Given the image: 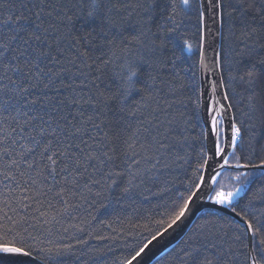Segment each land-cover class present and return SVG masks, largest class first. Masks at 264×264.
<instances>
[{
  "label": "snow or ice",
  "instance_id": "6c2138e0",
  "mask_svg": "<svg viewBox=\"0 0 264 264\" xmlns=\"http://www.w3.org/2000/svg\"><path fill=\"white\" fill-rule=\"evenodd\" d=\"M256 3L0 0V264H106L115 242L123 255L113 264H144L149 246L199 209L168 264H264V144L252 131L264 123V0ZM125 12L140 16L145 55L124 65L112 97L103 73L128 50L106 31ZM170 43L187 53L183 110L162 114L147 96L129 110L134 92L175 89L160 75L178 67L180 57L165 56ZM145 62L157 75L138 88ZM238 83L248 92L241 116Z\"/></svg>",
  "mask_w": 264,
  "mask_h": 264
},
{
  "label": "trees",
  "instance_id": "16d2710c",
  "mask_svg": "<svg viewBox=\"0 0 264 264\" xmlns=\"http://www.w3.org/2000/svg\"><path fill=\"white\" fill-rule=\"evenodd\" d=\"M251 2V0H249ZM256 8H259V0H257ZM114 19L117 21V27L106 31V35L112 39L115 40L116 43L119 45V47L127 49L128 54L122 55L119 58H116L113 60L112 64L107 68L105 73H103V80L101 81L102 87L105 89L106 93L109 96L112 97H118V93L120 91L118 85L120 81V77L123 74L124 71V65L131 62H136L139 60L140 56L145 55L144 50L138 48L136 46V39L140 32V26L138 24V21L140 20V16L132 13L129 14L128 12H125L123 14H116L113 13ZM256 26L258 28L264 27V21H261L260 19L256 20ZM78 27L83 29L84 31H91L92 28L95 27L94 24H88L85 22H78ZM225 35H227V28H225ZM261 35H264V31L261 32ZM107 43V41H105ZM169 51L165 54L167 57H172L173 53L175 56L180 57V60L177 61L178 67L175 72L171 70V66H169V69L165 72L160 73V75L163 76L164 81H174L175 82V89H169L168 85L165 83L163 85L157 86L155 89L151 91H145L142 95H139L138 92H134L132 96L129 98L128 103V109L131 110L133 105L140 104L143 101V97L147 96L150 97V102L153 107L159 106V109L163 112H167L170 114H178L181 112L182 106L179 103V99L181 98V93L177 90L180 87L181 82L187 83L190 77H188L184 69L187 67L186 63H183L184 58L187 56L186 52L181 51V48L179 46V43L175 44V47L173 44H169L168 46ZM258 56H264V49H257ZM96 55H100V53H96ZM150 75H157V72L154 71L147 62L140 64L139 67V84L137 85L138 88H143L144 84L148 82ZM258 92L261 94H264V78L261 79L260 85L257 89ZM236 97L232 100L233 103V111L236 112L237 116H241L240 110H247V97L248 92L246 91V86L244 84H237L236 85ZM187 89H185L183 98L186 99L187 97ZM120 107V99L117 98L115 103L113 104V109L118 112ZM119 117L115 116L113 117L114 123L116 120H118ZM241 119H245L244 117H241ZM256 127L252 130L256 140L260 144H264V123L256 121ZM247 141V137H246ZM257 176H259V172H257ZM176 181V186L180 187V180L183 179V176L180 173H177L174 177ZM225 182H227V179L225 178ZM260 187V181L257 180L255 184L252 185V191L247 194L248 197H251L254 195ZM244 195L243 193L241 194ZM155 201H153L154 203ZM148 203V202H146ZM145 207H148L147 204H145ZM225 216H229L227 214L222 213ZM204 215V212L201 213L197 219L194 221L192 226L196 223V221ZM103 219H111V217L107 214L102 213ZM191 226V228H192ZM189 229V231L191 230ZM189 231L186 233V235L177 243L175 244L171 249L166 251L164 254H162L160 257H158L152 264H168V261L171 259V255L173 253V250L177 248L178 245L181 244V242L185 239ZM108 243V242H105ZM112 252L108 254V257L106 258V264H113L115 260L118 258H121L123 253L121 250V242H115L112 245Z\"/></svg>",
  "mask_w": 264,
  "mask_h": 264
},
{
  "label": "water",
  "instance_id": "95a60500",
  "mask_svg": "<svg viewBox=\"0 0 264 264\" xmlns=\"http://www.w3.org/2000/svg\"><path fill=\"white\" fill-rule=\"evenodd\" d=\"M204 211V209L195 211L194 215L190 217L188 221H185L184 224L176 228L175 231L170 230L169 233L165 234V236L160 239L158 244L154 242L155 247L150 245L151 251L146 250L148 254L144 257V264H149V262L152 264L158 257L177 244L189 231L197 217ZM224 214L230 215L227 212Z\"/></svg>",
  "mask_w": 264,
  "mask_h": 264
}]
</instances>
